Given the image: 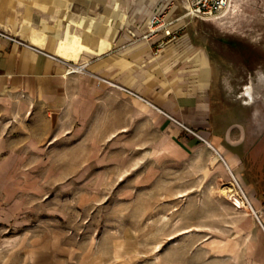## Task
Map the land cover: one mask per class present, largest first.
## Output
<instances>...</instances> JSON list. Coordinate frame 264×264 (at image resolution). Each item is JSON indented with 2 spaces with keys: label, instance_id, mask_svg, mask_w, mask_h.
<instances>
[{
  "label": "rangeland",
  "instance_id": "1",
  "mask_svg": "<svg viewBox=\"0 0 264 264\" xmlns=\"http://www.w3.org/2000/svg\"><path fill=\"white\" fill-rule=\"evenodd\" d=\"M186 1L167 8L181 16ZM176 25L212 55L223 126L264 140V0ZM65 73L60 105L0 92V264H200L217 239H235L240 257L256 216L223 192L233 177L219 154L178 151L142 101L95 83L89 66Z\"/></svg>",
  "mask_w": 264,
  "mask_h": 264
},
{
  "label": "crops",
  "instance_id": "2",
  "mask_svg": "<svg viewBox=\"0 0 264 264\" xmlns=\"http://www.w3.org/2000/svg\"><path fill=\"white\" fill-rule=\"evenodd\" d=\"M172 1L0 0V27L38 48L0 36V92L52 98L57 105L66 101L73 76L66 77L67 64L46 51L71 62H87L91 73L135 92L119 87L142 101L181 153L211 141L260 211L262 224L255 217L248 219L240 257L235 239H217L215 250L214 242L211 251L209 241L203 244L200 264H264V157L252 154L264 148V140L250 144L237 137L240 131L233 124L223 126L225 114L215 112L216 65L189 30L172 41L162 33L144 37L150 19ZM93 79L103 88L109 86Z\"/></svg>",
  "mask_w": 264,
  "mask_h": 264
},
{
  "label": "built area",
  "instance_id": "3",
  "mask_svg": "<svg viewBox=\"0 0 264 264\" xmlns=\"http://www.w3.org/2000/svg\"><path fill=\"white\" fill-rule=\"evenodd\" d=\"M174 4V1H172ZM228 5V0H187L185 4L186 12L182 14L181 16L175 17V10L176 6H173L170 10L168 8L164 9L162 12L156 13L149 21L148 24V32L144 35V37L149 38L151 36H156L160 33L164 34V38L171 40V39H178L180 31L183 29L182 25L179 27L176 25L177 21L180 19H184L187 17H196L200 19H209L217 14L220 10L224 9ZM0 36L5 37L7 39H10L20 45L28 46V47H35L33 44L26 42L22 40L21 38L17 37L16 35L7 32L3 30L0 27ZM48 56L51 58H54L56 60H60L67 64L68 66V72L69 69L75 72H83L87 70V67L89 66V63H72L68 60H64L63 58L52 54L50 52H46ZM73 73V72H72ZM96 78L101 80L102 82L110 83L113 85V81L103 77L99 76L97 74H93ZM128 92L132 94H136L135 92L129 90L128 88L121 87ZM137 95V94H136ZM182 126H184L189 132L192 134H195L199 136L201 139L207 141L198 131L186 126L184 123L179 122ZM233 179L237 184L238 189L236 191L229 192V195L227 196L228 200L235 206L238 210H246L250 209L252 214L256 216L258 221L262 224L261 214L258 210L255 209L249 195L247 194L246 190L241 185L238 178L233 174Z\"/></svg>",
  "mask_w": 264,
  "mask_h": 264
},
{
  "label": "bare ground",
  "instance_id": "4",
  "mask_svg": "<svg viewBox=\"0 0 264 264\" xmlns=\"http://www.w3.org/2000/svg\"><path fill=\"white\" fill-rule=\"evenodd\" d=\"M112 10H113V9H112ZM116 10H117V11H120V8L117 7ZM116 10H115V11H116ZM111 13H112V12H111ZM238 13H239V7H238V4H237V5H235L234 9H232V10L229 12V15L231 16L230 18H232V19H236V18L239 16ZM115 15H118V13H115ZM72 72H75V71H72V70L69 69V73H72ZM113 85H115V86H117V87H122L121 85H119V84H117V83H115V82H113ZM249 94H250V92H249ZM207 145H208L210 148H212L215 152H217V153L219 154V156L221 157V154L219 153L217 147H216L211 141H207ZM225 164H226V162H225ZM226 167H227V169L230 171V173H231L232 176H233L234 173H233L232 169L230 168V166L226 164ZM235 175H236V174H235ZM237 189H238L237 184H236V182H235L234 179H233L232 182H231V184L226 185L225 187H223V192L228 196V195H229V192H231V191H236ZM256 210H257V209H256Z\"/></svg>",
  "mask_w": 264,
  "mask_h": 264
}]
</instances>
